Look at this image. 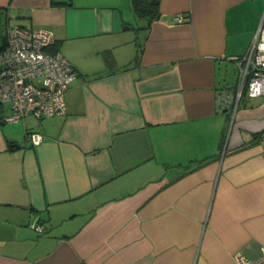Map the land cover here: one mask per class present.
Wrapping results in <instances>:
<instances>
[{
  "label": "crops",
  "instance_id": "1",
  "mask_svg": "<svg viewBox=\"0 0 264 264\" xmlns=\"http://www.w3.org/2000/svg\"><path fill=\"white\" fill-rule=\"evenodd\" d=\"M262 14L264 0H161L144 29L131 0H0L6 31H51L77 72L63 115L0 121V264L258 259L264 97L237 100L232 59Z\"/></svg>",
  "mask_w": 264,
  "mask_h": 264
},
{
  "label": "built area",
  "instance_id": "2",
  "mask_svg": "<svg viewBox=\"0 0 264 264\" xmlns=\"http://www.w3.org/2000/svg\"><path fill=\"white\" fill-rule=\"evenodd\" d=\"M182 15L174 21L181 23ZM51 31L37 28L7 29L5 44L0 50V105H7L9 113L3 122L13 123L33 116L49 118L65 113L64 94L77 72L59 53L47 50L54 44ZM238 68L237 100L264 97V14L245 55L233 58ZM226 98L220 97L218 105ZM32 146L40 145L44 137L29 133ZM43 233L41 224L29 226ZM235 264H264V249L258 259H250L241 252L233 255Z\"/></svg>",
  "mask_w": 264,
  "mask_h": 264
},
{
  "label": "trees",
  "instance_id": "3",
  "mask_svg": "<svg viewBox=\"0 0 264 264\" xmlns=\"http://www.w3.org/2000/svg\"><path fill=\"white\" fill-rule=\"evenodd\" d=\"M160 1L161 0H131L132 10L134 11L137 19L142 22L141 28L148 29L152 21L156 19V17L159 15ZM3 39V44L0 47V50L5 44V37ZM51 47L47 51L50 53L56 52V50H52ZM2 120L3 118H0L1 122ZM257 136L262 137L264 135L258 134ZM206 160L207 159L201 161H194L185 167H178L181 168L182 173L177 178H180L181 176L200 168L201 166L206 164Z\"/></svg>",
  "mask_w": 264,
  "mask_h": 264
},
{
  "label": "rangeland",
  "instance_id": "4",
  "mask_svg": "<svg viewBox=\"0 0 264 264\" xmlns=\"http://www.w3.org/2000/svg\"><path fill=\"white\" fill-rule=\"evenodd\" d=\"M5 28H6L5 23L0 19V43H1L2 37L6 35V29ZM137 28H139V26L138 25H134V30L130 31L129 33H130V36L132 38L133 43H136V44L140 43L141 44V42L143 40V33H141V31H139V29L136 30ZM135 30L138 33H136ZM131 51H133V50H131Z\"/></svg>",
  "mask_w": 264,
  "mask_h": 264
},
{
  "label": "water",
  "instance_id": "5",
  "mask_svg": "<svg viewBox=\"0 0 264 264\" xmlns=\"http://www.w3.org/2000/svg\"><path fill=\"white\" fill-rule=\"evenodd\" d=\"M159 16L156 17V19H158Z\"/></svg>",
  "mask_w": 264,
  "mask_h": 264
}]
</instances>
